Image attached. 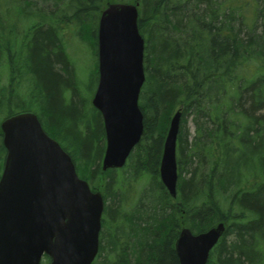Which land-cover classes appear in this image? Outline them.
<instances>
[{"label": "trees", "instance_id": "trees-1", "mask_svg": "<svg viewBox=\"0 0 264 264\" xmlns=\"http://www.w3.org/2000/svg\"><path fill=\"white\" fill-rule=\"evenodd\" d=\"M47 1L65 5V15L57 18H74L96 55L102 0ZM21 2H26L19 5L24 17L54 19L40 7L32 10L37 1ZM90 13L86 24L83 17ZM41 21L21 35L16 55L23 69L8 59L17 72L10 78L31 83L38 110L13 102L3 91L0 117L35 112L72 157L79 177L102 192L105 238L94 264H178L173 242L180 227L197 233L220 221L225 231L207 264H264V118L259 115L264 109V0H140L143 132L124 167L106 171L100 167L101 115L88 108L56 23ZM95 81L94 70L87 88ZM176 110L181 116L172 198L158 167ZM141 180L146 184L134 189Z\"/></svg>", "mask_w": 264, "mask_h": 264}, {"label": "water", "instance_id": "water-1", "mask_svg": "<svg viewBox=\"0 0 264 264\" xmlns=\"http://www.w3.org/2000/svg\"><path fill=\"white\" fill-rule=\"evenodd\" d=\"M137 5L109 4L97 29L98 81L91 103L105 132L101 169L122 167L143 131L138 106L144 82V39ZM181 113L172 116L159 165L162 184L176 195L175 144ZM6 157L0 176V264H90L98 250L102 195L79 178L70 155L42 129L33 113L1 123ZM225 227L180 231L179 264H205Z\"/></svg>", "mask_w": 264, "mask_h": 264}, {"label": "rangeland", "instance_id": "rangeland-1", "mask_svg": "<svg viewBox=\"0 0 264 264\" xmlns=\"http://www.w3.org/2000/svg\"><path fill=\"white\" fill-rule=\"evenodd\" d=\"M22 0L17 3L15 0H2L0 2V17L5 22V25L2 23L0 19V24L3 26L1 27V31L5 34L1 33V36H4L2 44H3V51H1V63H0V92H7V96L13 98V102L20 101L22 105L30 106L27 109L38 110L36 108L37 103L36 101L30 96L31 94V83L24 79H11L10 74H17V72L11 71V65L9 63V57L15 66L20 67V63L18 61L17 55L19 54L20 48V40L23 36L21 33H24L25 30L28 29L30 31L31 27L35 24H40L42 19L43 24H52L56 23V26L59 30V34L61 36L65 51L69 60L71 61L74 71L76 73V77L79 83V87L81 93L86 98L85 100H89L88 108H93L91 104V97L94 91L95 84L91 86V89L87 88L89 83V76L93 73V71H97V56L95 52L92 50L90 45L87 42V39L84 38V35L80 33L79 29L76 28V22L73 20L74 18H57L58 16H63L64 10L66 9L65 5L62 4L60 6H56L55 4L47 1V0H37L36 7L31 5L32 10L35 8L40 7V9L44 10L46 14H49L54 19L40 17L39 15L33 17H24L18 9L26 2H21ZM67 1V0H65ZM106 0H102L104 3ZM132 2L135 0H123ZM20 5V6H19ZM25 5V4H24ZM30 5V4H29ZM55 5V6H54ZM52 12V13H51ZM93 13H90L88 17H83V21L86 19V24L90 21ZM56 17V18H55ZM58 23V25H57ZM5 27V29H4ZM27 28V29H26ZM27 32V33H28ZM14 51V58L11 59V54ZM13 55V54H12ZM21 68V67H20ZM23 68H21L22 70ZM15 98V99H14ZM32 98V99H31ZM20 110H25L20 109ZM259 115L264 118V109L259 112ZM3 116V114H2ZM1 116V117H2ZM0 117V118H1ZM187 124L189 126L191 134L193 133V127L190 122V118L187 119ZM191 137V135L189 136ZM146 184V180H141L137 184H135L134 189H140L142 186ZM138 198H131L133 201L130 202L133 205L134 202L137 201ZM40 264H48L47 260L44 259Z\"/></svg>", "mask_w": 264, "mask_h": 264}, {"label": "flooded vegetation", "instance_id": "flooded-vegetation-1", "mask_svg": "<svg viewBox=\"0 0 264 264\" xmlns=\"http://www.w3.org/2000/svg\"><path fill=\"white\" fill-rule=\"evenodd\" d=\"M3 116L5 117V116H7V115H4V114H3ZM0 134H1L0 141H1V144H2V137H3V135H2L1 129H0ZM2 147H3V144H2ZM3 150H4V151H3ZM3 150H2V153L0 154L1 157H2V162L0 163V166L3 164V160H4V158H5V154H6V151H5L4 147H3ZM104 213H105V205H104L103 214H102V219H101V225H102V227H101V230H100V236H99V245H100V246L102 245V238H105V237L102 236L103 233H104L103 224L105 223V220H104Z\"/></svg>", "mask_w": 264, "mask_h": 264}, {"label": "bare ground", "instance_id": "bare-ground-1", "mask_svg": "<svg viewBox=\"0 0 264 264\" xmlns=\"http://www.w3.org/2000/svg\"><path fill=\"white\" fill-rule=\"evenodd\" d=\"M26 1H28V2H29V1H33V2H36L37 0H26ZM43 1H44V0H43ZM33 6H34V5H33Z\"/></svg>", "mask_w": 264, "mask_h": 264}]
</instances>
